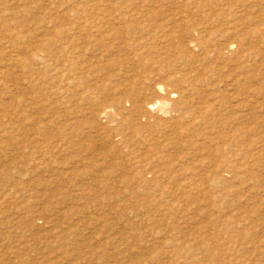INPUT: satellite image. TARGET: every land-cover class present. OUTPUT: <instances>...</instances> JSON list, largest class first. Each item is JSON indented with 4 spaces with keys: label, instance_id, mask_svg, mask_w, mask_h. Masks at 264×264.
<instances>
[{
    "label": "rangeland",
    "instance_id": "obj_1",
    "mask_svg": "<svg viewBox=\"0 0 264 264\" xmlns=\"http://www.w3.org/2000/svg\"><path fill=\"white\" fill-rule=\"evenodd\" d=\"M0 264H264V0H0Z\"/></svg>",
    "mask_w": 264,
    "mask_h": 264
},
{
    "label": "bare ground",
    "instance_id": "obj_2",
    "mask_svg": "<svg viewBox=\"0 0 264 264\" xmlns=\"http://www.w3.org/2000/svg\"><path fill=\"white\" fill-rule=\"evenodd\" d=\"M117 37V36H116ZM80 50V49H79ZM18 60H20V59H18ZM18 60H17V58H16V61L18 62ZM20 62V61H19ZM158 102H160V105H161V110H163V111H166V110H168L169 108H170V106H171V103H170V101L169 100H161V101H158ZM155 104V102L153 103V104H150V105H154ZM160 108V107H159ZM98 114V113H97Z\"/></svg>",
    "mask_w": 264,
    "mask_h": 264
}]
</instances>
